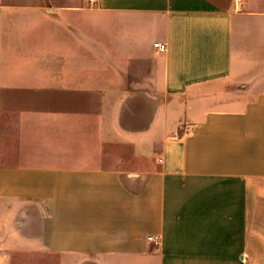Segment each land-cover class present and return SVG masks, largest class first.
I'll list each match as a JSON object with an SVG mask.
<instances>
[{
  "label": "crops",
  "instance_id": "crops-1",
  "mask_svg": "<svg viewBox=\"0 0 264 264\" xmlns=\"http://www.w3.org/2000/svg\"><path fill=\"white\" fill-rule=\"evenodd\" d=\"M64 9L92 17L0 165V264H264V0Z\"/></svg>",
  "mask_w": 264,
  "mask_h": 264
},
{
  "label": "rangeland",
  "instance_id": "rangeland-1",
  "mask_svg": "<svg viewBox=\"0 0 264 264\" xmlns=\"http://www.w3.org/2000/svg\"><path fill=\"white\" fill-rule=\"evenodd\" d=\"M65 4L66 0H0V165L16 161L20 144L38 132L25 115L40 109L34 103L39 97L48 98L44 90L49 76L39 72L55 65L49 49L55 32L65 35L66 18L92 17L67 14ZM59 62L64 65L65 58ZM18 204L11 202V216ZM11 225H18L17 219H11Z\"/></svg>",
  "mask_w": 264,
  "mask_h": 264
},
{
  "label": "built area",
  "instance_id": "built-area-1",
  "mask_svg": "<svg viewBox=\"0 0 264 264\" xmlns=\"http://www.w3.org/2000/svg\"><path fill=\"white\" fill-rule=\"evenodd\" d=\"M90 1H92V0H90ZM154 47L158 48L161 51L165 50V48H166L165 44L161 43V42H155ZM146 240L148 242H150L155 247L159 246L160 242H161L160 236H158V235H149L146 237Z\"/></svg>",
  "mask_w": 264,
  "mask_h": 264
}]
</instances>
